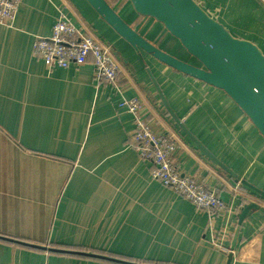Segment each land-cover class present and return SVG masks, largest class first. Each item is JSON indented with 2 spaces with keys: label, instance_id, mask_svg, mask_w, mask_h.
Here are the masks:
<instances>
[{
  "label": "crops",
  "instance_id": "crops-1",
  "mask_svg": "<svg viewBox=\"0 0 264 264\" xmlns=\"http://www.w3.org/2000/svg\"><path fill=\"white\" fill-rule=\"evenodd\" d=\"M108 1L145 38L194 61L161 23L137 14L128 0ZM197 1L264 54V0ZM59 10L111 46L123 94L139 96L152 129L176 140L180 173L226 202L215 226L230 224L233 233L241 205L258 204L240 225L229 264H264V198L242 183L264 191L263 136L223 90L135 51L85 0H20L11 24L0 23V264L228 258L206 241L207 212L154 179L150 162L129 144L134 125L117 90L95 79L90 62L49 69L33 52L34 37L50 34ZM152 78L175 115L235 176L182 131Z\"/></svg>",
  "mask_w": 264,
  "mask_h": 264
},
{
  "label": "water",
  "instance_id": "water-1",
  "mask_svg": "<svg viewBox=\"0 0 264 264\" xmlns=\"http://www.w3.org/2000/svg\"><path fill=\"white\" fill-rule=\"evenodd\" d=\"M85 1L135 51L145 52L177 71L223 90L264 138V54L254 42L233 35L197 0H128L137 14L151 17L161 23L193 58L194 61L191 62L177 57L145 38L116 11L108 0ZM152 81L163 105L182 131L215 164L235 176L175 115L156 80L152 78ZM242 183L264 198L263 190L250 185L245 180ZM258 207L256 202L249 201L239 208L230 242L231 249L235 248L241 223ZM32 245L49 249L38 244ZM231 257L232 254L228 253L226 264L230 263Z\"/></svg>",
  "mask_w": 264,
  "mask_h": 264
},
{
  "label": "built area",
  "instance_id": "built-area-1",
  "mask_svg": "<svg viewBox=\"0 0 264 264\" xmlns=\"http://www.w3.org/2000/svg\"><path fill=\"white\" fill-rule=\"evenodd\" d=\"M19 1L0 0L1 24H11ZM32 47L33 52L49 69L91 63L95 79L117 90L120 96L118 106L129 113L134 125L129 144L150 162L151 176L181 194L196 207L204 209L209 218L204 230L207 243L226 254H232L234 249L230 248L229 242L232 236L230 224L215 226L212 223L213 217L221 215L227 208L226 202L215 188L206 186L191 175L180 173L176 168L173 163L176 140L170 134L158 133L152 129L143 114V101L139 96L127 97L123 94L118 82L120 64L111 46L89 30L77 26L64 10H59L50 34L35 36Z\"/></svg>",
  "mask_w": 264,
  "mask_h": 264
},
{
  "label": "rangeland",
  "instance_id": "rangeland-1",
  "mask_svg": "<svg viewBox=\"0 0 264 264\" xmlns=\"http://www.w3.org/2000/svg\"><path fill=\"white\" fill-rule=\"evenodd\" d=\"M161 43L164 47H169L170 46V43L169 42H166L164 41L162 38H161ZM172 47V46H171Z\"/></svg>",
  "mask_w": 264,
  "mask_h": 264
}]
</instances>
